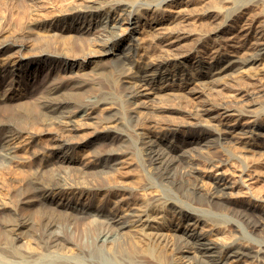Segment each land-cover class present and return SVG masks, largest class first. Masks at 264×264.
Here are the masks:
<instances>
[{"label": "bare ground", "instance_id": "1", "mask_svg": "<svg viewBox=\"0 0 264 264\" xmlns=\"http://www.w3.org/2000/svg\"><path fill=\"white\" fill-rule=\"evenodd\" d=\"M253 1L256 2V0H89L85 3L81 1L80 4L77 2L76 6L73 4L74 7L70 3L72 8L64 11L65 18L61 20L65 21L71 17L73 22L65 21L68 25L58 29L55 27L56 23L48 24V30L52 35L49 37L44 33L46 39L48 37L51 40L54 31L59 30V36L65 40L61 43L58 42L59 46L64 42L63 44L67 45L68 51L66 52L68 53L65 52L66 55L58 52L53 53L42 47L44 51L41 50L40 54L32 55L33 58H37L30 59L25 64L23 62L27 58L22 56L24 53L21 54L27 45L25 40H18L19 36L14 40L12 37L11 40H9L10 37L6 40L5 38L0 39V72L3 73L8 74L13 71L11 70L13 68H9L13 60V65L18 64L19 67L20 64V67L27 69L61 58L66 62L79 60L78 69L75 71L77 75L70 74L73 77L66 78L68 80L65 81L62 80L63 76V78L60 76L61 80H59L60 77L57 78L58 80H53V78L51 82L49 80L36 100L34 99L32 104L29 103L30 105L27 104L28 102L25 104L26 101L20 100L21 98H14L11 93L0 95V103H3L5 99L19 100L16 104L11 103L15 108L11 107L13 109L10 113L0 117V165L13 163L18 171L24 173L20 178L11 180L16 194L13 195L9 189L18 203L11 204L8 201L13 198L11 195L8 199H3L4 204L0 210L9 207L10 213L7 212V215H4L5 222H3V230L0 231V243L3 239L9 240L15 235L23 234L29 228L39 236L48 234L49 229L57 226H62V230H64L63 237L54 235L48 239L46 237V240L38 238L36 241L40 248L55 249L54 251L58 253L62 251L60 256H47L44 261L37 262L35 249L24 251L18 256L5 248L2 250L6 257L21 258L19 264H31L32 262H34L33 264H87L86 261H89V264H100L95 258L99 256L97 253L103 251L109 257V264H264V237L256 242L250 237L237 236L232 237L229 243L221 245L213 238H209L207 233L200 231L201 224L207 223L213 224L214 230L223 228L221 226L223 218L222 220L218 217L214 218L199 210L194 204L200 202V198L193 194H189L187 200L181 202L175 200L174 195L166 196V192H161L157 194L159 196L154 198L151 196L150 199L142 200L144 202L141 201V204L134 203L135 207L128 215L129 218L119 226L113 222L106 223L101 218L92 220L93 222L90 223L88 219L87 223L86 218L79 214L75 218V220L77 219V222H74L75 237H72V240L75 239L76 242H79L78 249L84 254L82 259L76 260L63 254L68 247L66 242L71 240L70 236L72 235H70L69 228H71L72 219L67 216L65 220L60 221L58 213L56 215L57 210L55 212V208L53 210L48 208L52 202H55L56 197L64 196L73 190V186L85 183L81 179L82 176H85L83 175L84 171L83 174L82 171L79 172L80 174H75L76 176L66 171L70 164L82 161V156L93 154V157H90L91 161L81 162L85 168L96 161L102 163L105 159H110L112 162L111 168L109 167L110 172L106 173L107 183L97 187L99 192L105 189L106 184H109L116 193L119 190H125L118 184L119 178L125 173V169L128 168L132 157L134 158L136 155V151L141 148L144 151L145 164L151 167L152 171L151 176L142 172V174L137 173L139 175L135 176L136 179L133 177L138 186L136 189H148L149 191L158 184L155 182L154 185L152 178H157L161 182L172 184L174 186L172 188L177 190L176 194L178 191L182 194V191L185 190L186 194L190 188L201 190V183L205 180L201 181L199 170L193 165L187 166L183 173H179L180 175L175 172L177 163L182 162L181 159H183L179 152L184 149L185 145L196 143L215 149L231 141L233 144L241 143L244 140L243 137L259 135L256 133L257 127L264 128V123L260 121L261 116H264V101H259L264 98V24L262 23L264 22L262 21L264 9L256 15L251 14L249 8ZM105 14H107V20L109 19L108 21H112V23L131 24L136 19L138 22L136 37L141 39L139 41L141 43L132 48L134 54L126 56L128 58L121 62V69L124 70L122 74L125 73V77L129 81H133L131 82L133 85L128 87V91L126 90L127 95L120 106L121 110L114 109L116 113L120 111V114H115L113 108L112 111L99 112L102 105L110 106L118 101L109 100L113 91H111V86L115 85L113 73L117 75V72H114L116 67L102 66L96 60L101 57V62L106 63L110 55L118 53L121 46L115 44L116 24L112 25L103 18L99 19L97 23L96 19ZM114 15L121 17H119L120 19L111 18ZM41 21L43 20L41 19ZM36 30L40 32V29L36 28ZM88 34L92 35H90L91 38ZM54 40L56 41V39ZM54 43L57 44V42ZM46 46L48 45H44V47ZM57 46L56 51H58L57 49L63 50ZM46 49L49 48L46 47ZM125 49L126 45L121 48L122 51ZM25 56L28 55L25 54ZM16 58L19 60L17 61ZM258 66L261 68L256 71L255 67ZM252 68L254 69L252 70ZM239 74H242L241 78L244 76L252 81L247 82L239 90L228 93L227 87L234 84L230 83L231 80L221 82L222 77H231V75L235 77ZM179 78L181 82L177 81ZM208 81H212L210 86L215 83L216 87L212 88V86V89L198 87L200 85L198 82L206 84ZM10 90L13 93L15 87H11ZM229 90L231 91V88ZM256 105H261L258 111L253 109V106ZM109 106L105 109H110ZM121 113L125 116L128 115L131 122H126L125 116ZM172 113L181 114L182 117L184 114L189 118L178 120L173 117L174 115L170 116ZM177 114L175 116L178 117ZM80 118L83 119L82 123ZM142 123L143 125L148 123L149 131H144L148 137H151V133L154 131L161 133V136L155 140L145 139L140 143L142 135L136 130L141 128L139 125ZM37 124H41L46 129L41 134L51 135L50 141L45 145L40 144V140L37 142V138L40 136L34 130ZM188 125L200 131L197 136H194V139L184 140L179 144H167L171 135H176L182 127ZM87 129L92 130L91 136L85 134ZM24 135H27L24 138L25 146L28 147L27 152L18 145V141ZM89 141L95 143L96 147L90 153H86L81 148ZM248 145L253 144L249 143ZM99 146H101L100 149L97 148ZM186 149L188 150V148ZM23 152L27 154L23 155ZM255 163L247 161L246 165H242L240 178L244 183L238 185L244 186L243 178L245 177L243 176H247L248 181L252 182H248V184L246 181L245 185L248 188L246 190H249L250 196L253 195L257 201L263 203L264 189H261V193V190L256 191L255 188V190L250 188V184L256 183L253 180L261 179L264 176L262 171L260 172L261 169H256L257 163ZM72 167L75 168V166ZM115 172L117 173L115 174ZM181 178L183 179L181 180ZM132 181L134 182V180ZM237 181L235 180V182ZM221 182L219 181V184L221 183L226 192L220 194L225 197L232 192L233 195L234 190L232 189L236 184L224 177H221ZM8 183L10 184V182ZM8 183L5 184L9 186ZM87 183L85 188H92ZM161 184L163 183L159 182L158 185ZM0 185V188L5 189L2 184ZM7 189L6 186L8 192ZM259 191L261 194L257 193ZM4 193L6 192L4 191ZM215 194L214 192L210 196L222 197V195ZM36 202L42 204L43 207L38 205L41 210L37 211L38 217L34 218L36 221H33L32 215H27V212L24 214L21 207L22 203L33 204ZM210 203L208 204L210 205ZM215 203L212 204L214 207H216ZM55 205L65 204L59 202ZM212 205L211 208H213ZM34 206L36 207V205ZM71 207L72 209L76 208ZM219 207L217 205L222 214L230 216L227 220L232 219V216L237 218L235 222L229 223L231 229L233 227L234 229L240 228L239 224L242 223H246L251 231L259 230L263 226V223L258 224V220L256 221L252 217L253 213L237 205L220 204ZM66 211H61V214H65ZM68 212L67 214H74L71 211ZM83 213L87 214L88 211L83 209ZM1 215L2 213L0 214L2 221L3 215ZM176 219H179L178 224ZM0 224L2 223L0 222ZM86 238L92 239L93 247L90 257H93L94 260L87 258L90 254V245L87 243L88 240L86 242ZM98 241L102 242L106 249L98 246L96 244ZM12 261L0 258V264H13Z\"/></svg>", "mask_w": 264, "mask_h": 264}, {"label": "rangeland", "instance_id": "2", "mask_svg": "<svg viewBox=\"0 0 264 264\" xmlns=\"http://www.w3.org/2000/svg\"><path fill=\"white\" fill-rule=\"evenodd\" d=\"M72 1H74V0H0V39L3 40V38H5V40H6V38L10 37L9 40H11V37H12V40H14V39H17V37L19 36V38H21V39L18 38V40H22V41L25 40L27 45H26V48H24V51L21 53V54L24 53V55H22V56H24V58H27L24 60V62H23L24 64L27 63V61L30 59L37 58V57L33 58L32 55L34 56L35 54L36 55L40 54L42 51H44L43 50L44 48L46 51L50 50L53 53L58 52L59 54L66 55V53H68V52H66V51H68L66 48L67 45H64L63 44L64 42H62V45L60 44V46H59V43H61V41H65V40L61 39V36H59L60 35L59 30L54 31V34L56 32L57 33L59 32V33L55 34L56 36L53 34V37H52V38L56 39V41L51 38V40H53L54 42H57V44L54 43L53 41L49 40L48 37L46 39L45 36H46V34L49 37L52 35V34H50V31L48 30V28H49L48 24L50 25V24L56 23L55 27H57V29H58V28L66 27L68 25V23H66L65 21H68V22L70 21L71 23L73 22L71 17L65 19V21L61 20V19L65 18L64 17L66 14L65 12L67 11L68 8L71 9L73 4H74V6H76L77 4H80L81 1H82V3L89 2V0H87V1L86 0H76L73 3H72ZM90 1H94V0H90ZM77 2H79V3H77ZM254 2L255 1H253V3L251 4L249 9H250L251 14L256 15L258 12H261V10L264 9V0H259V1L256 0V2L255 3ZM70 3H72V6L70 5ZM67 6H69V7H67ZM58 10H59V12H58ZM60 10L61 11L63 10V12H61ZM114 16H111V18L120 19L119 17H121L118 15H114ZM106 17H107V14L97 18L96 19L97 23H98V20L102 19V18L105 21H108L109 19L107 20ZM41 19L43 21H41ZM262 21H264V13L262 16ZM108 22L112 23V21H108ZM262 23L264 24V22H262ZM113 24L117 25V28H115V30L117 32L115 44L121 45L119 47L120 50L118 51L117 54L110 55V58L104 64L101 62V60H102L101 57H98L96 60H97V62L99 61V63L102 66H111L112 65V66L116 67V70L114 72H117V75L113 73V78H114L113 83H115V85H113V83H112V85L114 87L111 86L112 87L111 91L113 90L111 92V95H112V97H115V98L112 99V97H110L111 99H109V100H111V101L112 100L113 101L118 100V101L115 104L113 103L114 105H111V104H110V106L109 105H105V106L102 105V108L104 107V109H102V108L100 109L101 111H99V112H101V113L106 112L107 110H111L112 108H113L112 110L115 112L117 109H120V106L123 103V100L125 101V96L127 95L128 89L130 87H132L133 83L131 84V82H133V81H131V80L129 81L128 78L125 77V73L122 74L124 72V70L121 69L122 68L121 62H123L124 60H126L128 58L126 56H128L130 54H134L132 51V48L134 45H138L139 43H141V42H139V41H141V39L139 40L136 37V28L138 26V22L136 21V19H135V22H132L131 24H127L124 22L123 23L122 22H120V23H118V22L114 23L113 22L112 25ZM36 28L40 29V32H42V33H40L39 30H36ZM42 28L44 30L45 29L46 30L44 31ZM44 33H46V34H44ZM51 33H53V32H51ZM48 34H50V35H48ZM88 35L91 38L92 35L91 34H88ZM88 35H85V36H88ZM133 36H135V38H133ZM13 37H15V38H13ZM57 37H59V38L57 39ZM58 40H60V41H58ZM29 42H30V44H29ZM46 44L49 46V47L46 46L49 49H46V47H44V45H46ZM124 45H126V49L122 51L121 48ZM39 46H40V48H39ZM56 46H57V48L61 47L60 49H63V50L59 51V49H57L58 51H56V49H55ZM42 47H43V49H42ZM64 48H66V49H64ZM69 52L71 53V51H69ZM63 53H65V54H63ZM25 54L28 56H25ZM124 57H126V58H124ZM16 60L18 61L19 59L16 58ZM52 61H48L46 63H41L40 65L33 66V68L27 69L26 67H24V68L20 67V64L18 67V64H16V62H15L16 65H13L14 64V60H13L10 63L11 66L9 67L10 69L13 68V69H11V70H13V71H11V73L9 72L7 74L6 72H4V73L0 72V74L2 73L0 75V95L5 94V93H11V95H13L14 98H17V99L21 98L20 100H25L26 102L23 101V102H25V104L27 102H28L27 104H29V103L32 104L36 100V97L38 96V94H40V92L44 89V86H46V84L49 83V80H50V82L53 78H54L53 80H58L57 79L58 77L63 76L64 78L62 77L63 78L62 79L60 77L59 80L62 79L63 81H65V80H68L69 78L77 75L75 71H76V69H78V66H79V60L78 59L77 60H71L69 62H66L63 58L52 60ZM108 64H110V65H108ZM131 65H133V64H131ZM20 68H22V69H20ZM260 68H261V66L255 67L256 71L260 70ZM253 69L254 68H252V70ZM125 70H127V69H125ZM73 73H75V74L73 76H70V74L72 75ZM241 75L239 74L238 76L236 75L235 77H233V75H231V77L225 76L226 79H224L225 77L224 78L222 77L221 82H223L224 80H226V81L231 80L230 83L234 84V85L231 84L234 88L232 86L227 87L226 90L228 93H233V92L239 90L240 88L244 87L247 82H249L251 80L250 78L248 79L244 76H243V78H241L242 77ZM228 77L231 79H229ZM66 78H68V79H66ZM115 78H116V81H115ZM232 79H233V81H232ZM171 81H173V80H171ZM177 81L181 82V79L179 78V79H177ZM208 82L206 84H204V82H203V84L201 82H198V83H200V85L198 84L199 85L198 87H201V88L203 87L204 89H212V88L216 87L215 83H214V85L212 84L213 87L209 85L212 83V81H208ZM158 85H160V84H158ZM205 85H206V87H205ZM11 87H15V90L13 93L10 90ZM207 87H209V88H207ZM230 88H231V91L229 90ZM114 92H115V94H113ZM263 99L261 98L259 101H264ZM18 101L19 100H15V99H14V101L12 99H7V100L5 99V101L3 103H0V117L10 113L12 111L11 109L15 108V106H13V104H16V102L18 103ZM12 102H13V104H11ZM233 102H235V101H233ZM10 104H11V106H10ZM234 105H238V104L235 103ZM108 106L110 109H105V107L107 108ZM117 106H119V107H117ZM260 106H258V105L253 106V109L258 111ZM8 107H10V108H8ZM11 107H13V108H11ZM114 109H116V110H114ZM102 110H104V111H102ZM117 113L120 114V111ZM117 113L115 112V114H117ZM121 114L123 115V113H121ZM175 114H177V113H172L170 116L174 115L173 117L175 119H178V120L181 118H184V119L189 118L187 115H184V114H182L184 117H182L181 114H177L178 115V117H177V116H175ZM133 115H136V114H133ZM123 116H125V115H123ZM128 117H129L128 115L125 116L126 122L127 121L131 122V120H130L131 118L130 117L128 118ZM79 120H81V123L83 122L82 118H80ZM93 121H91V122H93ZM260 121L262 123H264V116L263 115L261 116ZM147 124L148 123H146V125L145 124L143 125V123L140 124L139 127H141V128H138L136 130L139 134L142 135V138H141L142 140L140 139V143L142 141H144L145 139L149 140V138H150V140H155L159 136H161V133H158V131H154V133H151V137H148L147 136L148 134H145V132L149 131ZM141 125H143V126H141ZM144 126H146V127H144ZM188 126L182 127L180 129L179 133H177L176 135H171L169 137V140L167 141V144H169V143L171 145H173L174 143L179 144L181 141L194 139V136H197L200 131L196 128H193L191 126L188 127ZM99 129H102V128L100 127ZM34 130L38 134H40V136H38V138H37V142H38V140H40L39 143L42 145H45L46 143H48L50 141L49 138H51V135L41 134V133H44V131L46 130L41 124H37L34 127ZM87 130L85 131V134L87 133L88 136L89 135L91 136L92 130L91 129H87ZM256 133L259 135L254 136V134H253L248 138L240 136V137L244 138L243 142H241V143L233 144L232 141L231 142L228 141L230 143H227L223 146H219L215 149L214 148L211 149V148L206 147L203 144H196V143H191V145L190 144L185 145L184 149L179 152L181 158L183 157V159H181L182 162L180 161L177 163V166L175 169L178 171L175 170V172H177L178 174L179 173L181 174V173H183V171H185V169H187V166L193 165L195 168H198L201 181L205 180V181H202V183L204 182L203 184L201 183V187H202L201 190H195L193 188H190L186 194H185L186 190L184 192L182 191V194H180L181 193L180 191H178L176 194L175 191H177V190L176 189L174 190V188H172V187H174L172 184L165 182V181L161 182L157 178H152V182H154V185H155V182H157L158 184H159V182L163 183V184L158 185L156 183L158 185V187H156L157 185H155V187L151 188L149 191H148V189H146L147 191L143 190V189H139V188H137L138 190L136 189V187H138V186L136 185L135 176L139 175L137 173L142 174V172L143 173L145 172L146 174L150 175L151 171H152L151 167H149L145 164L146 161L144 158V151L141 148H139L140 146L138 147L139 149L136 151V155H134V158L132 157V159L130 160V164L128 165V168H126L127 170L125 169L126 174L123 173L124 177H123V175H121L122 177L120 176V178H119L120 182L118 184L120 185V187L123 186L122 188L125 190H119V191H117V193L114 192V189L111 188L109 184H106L107 186L104 187L105 189L103 191H100V192L97 191L98 185L107 183L106 182L107 181L106 175L108 174V172H110V168H111L110 164H112L111 160L105 159L104 161H102V163L96 161V162H94V164H90L88 167L85 168V166L81 165V162H83L84 160H85V162L91 161L90 157H93V154L91 153V155L89 154V156H85V157L82 156L83 157V159L81 157L82 161H80V162L76 161L72 165L70 164L68 166V170H66V171H68L70 174L73 173L72 174L73 176H76L75 174L79 173L80 171H82L81 172L82 174L85 172L83 174L85 176L81 177V179L84 180L85 183H81L79 185L73 186V188H72L73 190H71L70 192H68L64 196L56 197L55 202L51 203L52 206L54 205L53 208H50V207H52L51 204L49 205L50 207H48L50 210L51 209L53 210L55 208V210H54L55 212L57 210L56 215L58 213L57 216L60 217V218H58L60 221L65 220L67 216H70V219H72L71 225H70L71 228H69L70 229L69 230L70 235H72V236H70L71 240L69 242H66L68 247L66 248V251L63 253L64 256L70 257V258L76 260V259H82V255L84 254V253L79 251L80 249H78L79 248V246H78L79 242H76L75 239L72 240L73 239L72 237H75V228H74L75 225L74 224L77 222V219L75 220V218H77V216L79 214H80L79 216L86 218L85 221L87 223H88V221L90 223V222H93L92 220L101 218V220H103L106 223L107 222H111V223L113 222V224H116L118 226L120 224L123 225L124 222L127 221V219L129 218L128 215L133 211V209L135 207L134 203H136V204L140 203L141 204L142 202H144L148 198L150 199L152 197L154 198L156 196H159L157 194H159L161 192H166V196H168V195L173 196L174 195L173 198L175 200H177V201L179 200L181 202H185V200H187V197L190 196L189 194H193V196L195 195V197L197 196V198H200L199 200L201 202V203L197 202L196 204H194V206H196L199 210H201L202 212H204L206 214H209L210 216H212L214 218L218 217V218H221V220L223 218L222 223H221V226L223 228H219V229L214 230L215 227H213L214 225L211 223L201 224L202 227L200 226L201 228H199L200 231H202L203 233H207L209 238H213V240L215 242H217V243L219 242V244L221 243V245L227 244L232 240L231 239L232 237L235 238L237 236L247 237V238L250 237L254 241L257 242L258 240H260V238L264 237V204H263L264 202L262 203V201H260V202L257 201L253 197V195L250 196L251 193L248 192L249 190L248 191L246 190V189H248L245 185L246 181H247V183L252 182V181H248V178H246L247 176H243V177H245V178H243V181L245 180L244 186L238 185V184L241 185L244 183L241 181V178H240L242 176V174H241L242 171H240V169L242 170V167L244 165H246L247 161H250V162L253 161L254 163L256 162L257 163V164L255 163L256 169L257 170L261 169L260 172L262 171L261 173L264 174V172H263L264 171V166H263L264 161L262 162V160H264V136H263L264 135V128H262L260 126L257 127ZM139 134L138 135L136 134V135L139 136ZM26 136L27 135H24L23 138H21V140L18 141L19 142L18 145L21 148L25 149V151L28 149V147L25 146V139L24 138ZM247 141H248V143H245ZM89 142L87 144H85L84 146H82V148H81V149L85 150L86 153H90L96 147L95 143L90 142L91 143L90 144ZM249 143H252L253 145H248ZM36 146H39V145H36ZM100 147L101 146H99L97 148L100 149ZM186 148H188V150ZM26 152H23L24 153L23 155L27 154ZM181 153H182V155H181ZM78 155H80V154H78ZM70 166L71 167L75 166V168L74 167L71 168ZM83 167H84V169H83ZM89 167H90V169H89ZM116 173L117 172H115V174ZM23 174L24 173L22 171L17 170V168L14 166L13 163L0 165V182H1L0 184H2L5 188V189L0 188L1 189L0 190V194H1L0 195V203H1L0 208L3 207L2 206V204H4L3 199H5V198L8 199L10 195L12 198V196L14 194H16L15 189H14L15 187L13 184H11V182H12L11 180L16 179V178L18 179L21 176H23ZM86 175H89V176L86 177ZM133 177L135 179H133ZM221 177H224L227 180L234 182L236 184V185H234L235 189L234 188L232 189V190H234L233 195H232V192H230V194H228L229 196L225 195V197H224L222 195L223 192H226V190L221 185V183H222ZM94 179H96V180H94ZM182 179L183 178H181V180ZM263 179H264V176L261 179L256 178V180H253V182L255 181L256 183L250 184V188H252V189L255 188L256 191L261 190L262 188L264 189V183H263L264 180ZM132 180H134L135 184ZM235 180H238V181L235 182ZM103 181H105V182H103ZM219 181L221 182L220 184H219ZM8 182H10V184ZM86 182H88L87 184H89V187L92 186V188H85ZM95 182L96 183L98 182V183L94 184ZM99 182H102V183H99ZM5 183L6 184L8 183L9 186L6 185ZM120 183H122V184H120ZM251 185H252V187H251ZM6 186L8 187V189H7L8 192L6 191ZM159 186H160V189H159ZM9 189L11 192H13L12 193L13 195L11 194ZM135 189H136V191H135ZM154 189H156V190H154ZM232 190H230V191H232ZM262 190H261V193H262ZM4 191L7 194L4 193ZM156 191H158V192H156ZM244 191H246V192H244ZM214 192L216 194L222 195V197H211L210 194H212ZM242 192H244V193H242ZM169 193H171V194H169ZM220 193H222V194H220ZM245 193H246V195H245ZM257 193L261 194L260 191ZM122 194H124V195H122ZM205 194H208V195H205ZM215 195H213V196H215ZM262 195H264V190H263ZM203 197H205V198H203ZM14 198L16 199V197L13 196V198H12L14 200L13 202H12V199L8 200V201L11 202V204L18 203L17 199L15 202ZM202 199H203V201H201ZM142 200H144V201H142ZM204 200L207 201L208 203L211 202L210 205L208 203H206ZM132 201H133V203H132ZM59 202L65 204V205H62V206L61 205H55ZM37 203L38 202L33 203V204H31V203H26V204L22 203L23 205L21 204L22 205V207H21L22 212L24 214H25V212H27L26 213L27 215L28 214L32 215L31 218L33 217L32 218L33 221H36V220H34V218L37 219V217H38L37 211L41 210V208L43 207L42 204L40 205V203H38V204ZM213 203H215L216 207L213 206L214 205ZM261 203H262V205H261ZM220 204H225L227 206L228 205L229 206L230 205L231 206L237 205V206L241 207L242 209L248 210L249 212L253 213L252 217L256 221L258 220L257 221L258 224L263 223L262 224L263 226L261 225L262 227L259 230H252L251 231L246 223L244 224L241 222L242 224L238 223L240 228L234 229V227H233L231 229L229 227V223H231L233 221L235 222V220L237 218L232 216L231 217L232 219L227 220L230 218V216H225L227 214H224V213H223L224 214V216H223L222 211H220V209H219ZM34 205H36V207ZM38 205L41 206V208ZM211 205L213 206L214 209L210 207ZM217 205L219 208H217ZM23 206H24V208H23ZM71 206H74L76 208L72 209ZM25 207L29 210H27ZM56 207H57V209H56ZM8 208L3 209L4 211L2 209L0 210V214L2 213V215H3V216L1 215L3 217L1 219H3V220L2 221L0 220V222L2 223V224H0L1 225L0 231H2L3 230L2 228H4V226H3V222H5V219H4L5 216L4 215H7V212L10 211V209H8ZM32 208L37 209V210H34ZM83 209H84V211H88V213L84 214ZM60 210L62 212L63 211L65 212L66 210L67 211L65 214L64 213L61 214ZM68 211L69 212L71 211L72 213H74L76 215L71 214V213L67 214ZM99 212H100V214H99ZM35 214H36V217H34ZM85 215H88V216H85ZM175 215H177V214H175ZM226 217H228V218H226ZM257 217H258V219H256ZM178 220L179 219L175 220L177 224L179 222ZM226 221H228V222H226ZM259 221H260V223H259ZM185 224L187 225V223H185ZM62 229H63L62 226H57L53 229H49L48 234L39 236L38 233H34V231L31 228H29L26 230V232H24L23 234H20L22 236H20V235H15L16 237L13 236L14 237V238L12 237L13 240L12 239H9V240L3 239L2 243H0V258L13 260L11 262L13 264H19L20 263L21 258H19V257H17V258L6 257V255L4 254V252L2 250L5 248H8L9 250L13 251L18 256H20L24 251H28L30 249H33V250L35 249V251L37 252V258H38L37 262L44 261V259L47 256H60V255H62V251H60L58 253L57 251H54L55 249L49 250V249L40 248V247H38L36 241H38V238L40 240L42 238L46 240V237L48 239L54 235H59V236L63 237L64 236V234H63L64 230H62ZM27 231H29V232H27ZM221 231L224 233L222 234ZM231 234H232V236H231ZM11 236H12V234H11ZM70 237H69V239H70ZM119 237H118V239H119ZM15 238H17V239H15ZM219 239H221V240H219ZM87 240H88V242H87ZM91 240H92L91 238H89V239L86 238V242L90 245V251H89L90 254H88L87 258H90V260H94L93 257H90V255L92 254L91 248L93 247ZM96 244L98 246L102 247V249H106V246L102 242L98 241ZM97 254L99 256L95 259H97L100 262V264H109V262H108V261H110L109 257L103 251L102 252L100 251ZM84 261H86V259H84ZM33 263L34 262H32L31 264H33ZM86 263L89 264V261H86Z\"/></svg>", "mask_w": 264, "mask_h": 264}]
</instances>
